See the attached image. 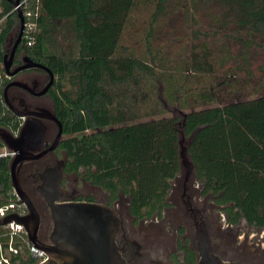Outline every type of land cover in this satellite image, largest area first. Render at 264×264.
<instances>
[{"label": "trees", "instance_id": "1", "mask_svg": "<svg viewBox=\"0 0 264 264\" xmlns=\"http://www.w3.org/2000/svg\"><path fill=\"white\" fill-rule=\"evenodd\" d=\"M18 1L37 9L34 43L22 42L26 57L55 78L52 101L73 170L83 169L85 179L111 199L122 193L131 215L150 217L166 206L181 171L180 132L185 139L194 134L187 148L197 179H204L207 191H223L224 201L238 209L236 217L264 226V96L225 103L211 89L226 84L193 87L195 79L216 72L206 44L191 49L188 68H162L151 41L153 24L170 0H153L142 54L125 47L121 37L132 13L148 0ZM196 1L214 4L220 28L233 26L235 33L246 34V40L236 38L249 49L256 45L254 37L264 41V0ZM18 24L12 5L0 0V129L11 134L20 120L2 100V62L6 38ZM164 102L187 111L164 117ZM11 193L9 159L2 158L0 196Z\"/></svg>", "mask_w": 264, "mask_h": 264}, {"label": "flooded vegetation", "instance_id": "2", "mask_svg": "<svg viewBox=\"0 0 264 264\" xmlns=\"http://www.w3.org/2000/svg\"><path fill=\"white\" fill-rule=\"evenodd\" d=\"M17 38L14 29L6 38L5 54L8 57ZM22 39L14 52L10 72L24 64L26 55ZM50 80L46 71L28 68L12 76L5 74L2 86L5 107L7 102L13 110L29 114L19 118V128L27 120L33 124L39 120L44 129L39 149L17 166L21 189L37 213L39 243L51 245L53 230L50 208L39 190H51V184L55 183L57 193L51 195L58 198V204L96 203L112 211L118 222L114 243L125 264H197L198 241L202 234L207 237L211 254L225 264H264V239L251 234L252 227L247 223L243 225L241 220L232 222L224 206L217 204L213 195L203 194V185L193 173L194 169L187 181L183 177L179 183L181 173L173 180L165 198L166 206L159 213L142 218L131 215L128 199L122 193L118 192L111 199L105 190L85 179L83 169L73 170L69 152L63 147L68 138L55 115L52 101L54 76L45 93L40 94ZM13 82L24 87L10 86L4 93L6 86ZM51 116L61 125L60 137L58 123ZM54 143L56 146L50 150ZM57 171L61 175L55 180ZM255 230L258 234L262 228Z\"/></svg>", "mask_w": 264, "mask_h": 264}, {"label": "rangeland", "instance_id": "3", "mask_svg": "<svg viewBox=\"0 0 264 264\" xmlns=\"http://www.w3.org/2000/svg\"><path fill=\"white\" fill-rule=\"evenodd\" d=\"M148 1L146 4L140 3L132 13L121 37V43L137 54L145 52V35L156 9L153 0ZM192 1L170 0L153 24L155 28L151 51L156 52L163 61L162 68H170L172 71L176 67L188 68L186 64L191 49L199 50V46L206 44L214 58L216 72L213 77L204 76L195 79L196 84L193 87L208 90L216 84H226L218 91L211 89L225 103L264 96V49L261 48L264 41L254 37L251 40L256 45L249 49L236 38L242 37L246 40L248 38L246 34L235 33L233 26L228 27L229 31L220 28L218 24L221 17L220 10L214 4H204L196 0L193 4ZM14 30L17 32L18 26H15ZM194 32L200 33V36H194ZM241 53L244 55V60ZM164 108V117H179L182 112L187 111H180L175 105L167 103ZM192 139L184 138L183 146L188 147ZM180 173L178 180L181 184L184 170L181 169ZM193 173L196 176L195 169ZM198 180L203 185V194L213 195L216 203L224 206L232 222L241 220L243 225L247 223L252 227L251 234L264 239V226L248 223L243 217H236L238 209L233 208V201H224L223 191L216 193L214 190L207 191L204 179ZM256 228H262V231L257 234Z\"/></svg>", "mask_w": 264, "mask_h": 264}, {"label": "water", "instance_id": "4", "mask_svg": "<svg viewBox=\"0 0 264 264\" xmlns=\"http://www.w3.org/2000/svg\"><path fill=\"white\" fill-rule=\"evenodd\" d=\"M6 1L12 5L19 24L17 41L9 57L6 54L3 57L2 67L4 73L7 76H12L16 72L28 68H39L46 71L50 75L51 80L47 87L40 92V94H43L53 80V74L47 67L33 62L28 57H24L23 65L19 66L14 72L9 70L17 44L22 38L24 18L18 0ZM10 86L24 87L19 83L13 82L6 86L4 93ZM5 104L8 110L20 119L29 115L13 110L7 102ZM36 116L42 117L40 114H36ZM51 118L58 123V137H60L61 125L54 116H51ZM43 133L44 129L39 120L35 121L34 124L27 120L16 134L0 129V142L6 149L15 153V156L9 160L10 184L20 203L25 206L27 211L24 217L11 215L2 220V224H7L11 220L21 223L24 225L32 244H37L38 242V217L31 201L21 189L17 166L30 159L31 153L39 149ZM183 139V133L180 132L178 155L180 167L184 170V179L187 181L193 172L194 165L189 158L188 148L183 146ZM55 146L56 143L49 149L51 150ZM60 175L61 172L57 171L55 180L59 179ZM39 191L50 208L53 220V230L50 235L51 245L41 246L48 255V259L43 264H125L114 243L118 222L109 208L104 205L85 202L58 204V198L51 195L52 193H57L55 183L51 184V190L40 189ZM198 242L199 260L197 264H225L211 254L207 237L204 234L199 236Z\"/></svg>", "mask_w": 264, "mask_h": 264}, {"label": "built area", "instance_id": "5", "mask_svg": "<svg viewBox=\"0 0 264 264\" xmlns=\"http://www.w3.org/2000/svg\"><path fill=\"white\" fill-rule=\"evenodd\" d=\"M22 10L24 24L22 38L28 47L32 46L37 32L36 17L37 9L33 12L27 9L25 1L19 3ZM3 72L0 68V83L3 80ZM15 153L6 149L4 146L0 149V159L7 158L11 160ZM8 198L0 196V264H43L48 255L41 247V243L32 244L28 233L21 223L11 220L7 224H2V220L15 215L24 217L27 214L25 206L20 203L18 197L12 190Z\"/></svg>", "mask_w": 264, "mask_h": 264}]
</instances>
